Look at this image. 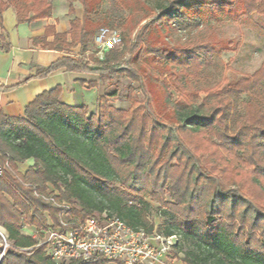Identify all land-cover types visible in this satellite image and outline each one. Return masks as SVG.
Here are the masks:
<instances>
[{"label":"trees","instance_id":"trees-1","mask_svg":"<svg viewBox=\"0 0 264 264\" xmlns=\"http://www.w3.org/2000/svg\"><path fill=\"white\" fill-rule=\"evenodd\" d=\"M198 1L167 0L164 6L158 7L160 15L156 20L172 19L176 11L186 10L191 2ZM216 1L222 3L215 4L220 8L230 9L234 6L225 0H213ZM72 2L67 0L70 16L75 14ZM241 2L245 14L256 12L264 15V0ZM9 7L15 9L18 22L50 18L53 10L51 0H0V29L2 14ZM95 7L92 8L94 19L89 18V11L85 8L81 20L73 17L69 21L67 32L57 33L55 27L49 26L45 29L44 37L35 41L41 43L43 49L67 55L47 68L45 74L61 68L78 73H117L111 64L120 59L118 50L105 51L102 60L93 57L85 60L87 47L92 44L98 25L122 29L121 22L98 16L99 5ZM120 35L125 40V35ZM48 36L53 38L51 42L46 41ZM3 42L0 38V47L6 51ZM76 47L80 48L77 60L68 56V51ZM185 55V49L175 48L167 50L164 55L160 53L158 57L162 61H155L156 65L165 64L177 69V74L173 76L179 75L176 79L179 91L185 90L186 86L182 82L186 77H191L193 68L196 69L194 64H200L198 57ZM89 86L96 84L90 82ZM227 93L235 97L247 95L243 117L245 125L239 128V135L232 137L227 135V119L232 106L230 99L218 100L215 107L207 106L204 100L199 106L190 104L179 108L171 105L172 97L167 93V105L172 106L173 110L170 120L177 125L176 128L168 122L166 124L152 118L151 114L139 118L135 110L124 112L114 109L106 105L105 97L100 98L102 104L98 112L89 114L86 107L62 104L59 101V87L37 96L25 108L24 117H8L0 111V167L8 160L16 172L17 163L29 159L34 161L33 167L23 176L16 172L19 180L9 173L0 174V226L6 230L12 244L5 251L2 264H56L46 255L45 246L19 251V248H31L37 244L36 239L22 234L23 226L32 227L35 231L44 229L47 221L45 214L53 224H57V208L35 197L34 191L40 195H51L58 201L72 202L75 207L72 214L79 219L106 211L127 226L143 229L147 233L154 230L153 223L148 221L152 206L146 198H150L165 205H161V210L156 213V232L164 237L176 236L192 246V250L185 254V264H264V242L258 245L244 239L243 231L235 233L231 220L238 218L243 223L245 214L237 212L234 201L230 204L224 201L217 209H208L205 217L196 210L192 211L198 205L199 194L195 188H190L191 182L193 180V186H197L198 179L203 175L193 170V167H198L193 162L184 183L182 173L177 176L171 171L168 161L183 149H180L177 140L174 141L178 142L176 150L171 152L167 164H164L165 168L154 176L153 184L148 186L147 183L153 173L151 168L157 163L151 162L152 158L141 145L140 138L146 121L150 120L156 123L152 129L154 133L158 128L167 127V149L174 140L172 136L176 135V130L230 139L229 143L232 142L238 151L252 146L254 150L250 152V164L255 166L252 181L258 186L261 181L264 182V61L250 77L239 78ZM137 128L140 135L136 137ZM249 133H252L250 137ZM257 140L260 141L258 144ZM187 155L190 161L191 156ZM183 157L178 158L180 162ZM182 171H186V168L183 167ZM168 181L171 183L167 187ZM23 183L28 186H23ZM164 191L172 202L163 201ZM216 193L223 197L222 190ZM222 216H225V221L218 220ZM179 246L180 242L174 248L178 249Z\"/></svg>","mask_w":264,"mask_h":264},{"label":"rangeland","instance_id":"rangeland-1","mask_svg":"<svg viewBox=\"0 0 264 264\" xmlns=\"http://www.w3.org/2000/svg\"><path fill=\"white\" fill-rule=\"evenodd\" d=\"M72 1L74 16L68 14L67 0H54L55 13L65 24L67 31L69 21L76 16L81 20L85 8L89 11V18L94 19L92 8L99 5L98 16L101 18L107 16L110 21L121 22L122 29H110L100 24L94 37L102 28L116 30L119 34L125 35L122 45L115 49L120 51V59L111 64L117 73L113 71L102 74L85 73L91 75L87 79L94 82L97 87L86 94L89 105L93 106L96 103L95 109L98 111L99 105L102 104L100 98L105 97L106 105L114 109L124 112L135 110L139 118L151 114L152 118L166 124L168 122L176 128L177 125L170 120L172 106L179 108H185L190 104L199 106L206 100L207 106L215 107L218 100L230 99L232 106L227 119L229 128L227 135L232 137L240 134L239 128L245 125L244 102L247 95L235 97L234 94L227 92L239 78L250 77L264 61V15L256 12L245 14L241 9L243 4L241 0H225L234 4L230 9L216 6L215 4H222L218 1L199 0L197 3L191 2L186 10H178L174 16L171 14L172 19L164 18L157 21L160 15L158 7L164 6L167 0ZM94 37L92 44L87 47L85 60L90 57L99 60V50L94 45ZM175 48L185 49V56L198 57L200 63L194 64L196 69L193 68L191 77L183 80L182 83L186 86L184 91H179L176 87V84H179L176 81L179 75L173 74H177V69L165 64H155V61L160 60L158 57L160 53L164 55L167 50ZM79 49L76 47L68 51V56L77 60ZM167 93L172 97L170 107L167 105ZM155 125L154 120L146 121L140 138L141 145L152 158L151 162L157 163L151 168L153 173L147 182L148 186L153 184L154 176L165 168L164 164H167L171 152L176 150L179 142L180 149H183L174 159L168 161L171 171L177 176L182 173L184 183L188 170L196 163L198 167L196 169L193 167V170L203 175L198 179L196 187L192 184L193 180L191 182L190 188H195V192L199 194L198 205L192 208V211L196 210L205 217L208 209H217L224 201L228 202L227 204L234 201L237 204V212L245 214L243 223L238 218L231 220L235 226V233L243 231L244 239L258 245L263 243L264 182L261 181L258 186L252 181L255 166L250 164V152L254 150L253 147L238 151L232 142L229 143L230 139H219L215 135L208 136L204 133L193 135L190 132L181 133L176 130V135L172 136L174 140L169 143L170 148L167 149L165 140L167 127L158 128L154 133L152 129ZM138 129L135 132L136 137L139 134ZM175 140L178 142H174ZM259 142L257 140L256 144ZM187 153L191 156L190 161L187 160ZM180 157H183L181 162L178 159ZM183 167L186 171H182ZM170 183L167 182V187ZM221 190L223 197L217 196L216 193ZM162 197L165 203L172 202L166 191ZM146 201L152 206L148 221H158L156 213L161 210L160 206L163 204L150 198H146ZM218 220L225 221V216ZM178 242L179 248L171 250L169 258L172 264H185V254L192 250V246L177 237Z\"/></svg>","mask_w":264,"mask_h":264},{"label":"built area","instance_id":"built-area-1","mask_svg":"<svg viewBox=\"0 0 264 264\" xmlns=\"http://www.w3.org/2000/svg\"><path fill=\"white\" fill-rule=\"evenodd\" d=\"M99 59L105 51L114 50L122 45V39L116 30L100 29L94 37ZM2 172L13 178L19 177L6 160L0 167ZM23 186L28 185L23 183ZM45 202L57 208V224H53L46 215L45 228L33 230L29 236L37 240L31 248H19L30 251L45 246V253L56 264H172L170 252L177 245V237H164L156 232V223L152 233L143 229H134L123 221L104 211L100 215L79 219L72 214L74 205L64 200L58 201L51 195L33 192ZM55 195H57L55 193ZM77 208V207H76ZM0 259L7 248L12 247L5 229L0 227Z\"/></svg>","mask_w":264,"mask_h":264},{"label":"crops","instance_id":"crops-1","mask_svg":"<svg viewBox=\"0 0 264 264\" xmlns=\"http://www.w3.org/2000/svg\"><path fill=\"white\" fill-rule=\"evenodd\" d=\"M52 5L51 17L43 20L18 22L13 7L2 14L0 38L4 40L7 50L0 47V111L8 117H24L25 108L37 96L57 87L60 88L59 101L62 104L86 107L89 114L98 112L95 109L96 103L89 105L86 97L87 93L97 88L89 86L92 81L87 77L90 74L70 72L64 68L45 74L47 68L67 56L58 51L43 49L41 43H35L44 37L46 27H55L57 33L67 32L65 24L55 13L54 0ZM52 39L48 36L46 41L51 42ZM33 165L32 159L17 163L16 172L23 176ZM32 231L33 228L29 226H23L21 230L24 235H30Z\"/></svg>","mask_w":264,"mask_h":264},{"label":"water","instance_id":"water-1","mask_svg":"<svg viewBox=\"0 0 264 264\" xmlns=\"http://www.w3.org/2000/svg\"><path fill=\"white\" fill-rule=\"evenodd\" d=\"M0 262H1V259H0Z\"/></svg>","mask_w":264,"mask_h":264}]
</instances>
